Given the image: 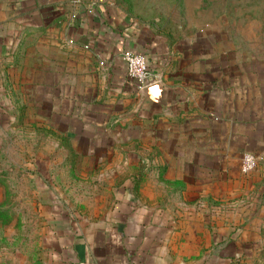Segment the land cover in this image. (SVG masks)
Wrapping results in <instances>:
<instances>
[{"label":"crops","instance_id":"0c3cea01","mask_svg":"<svg viewBox=\"0 0 264 264\" xmlns=\"http://www.w3.org/2000/svg\"><path fill=\"white\" fill-rule=\"evenodd\" d=\"M214 40L189 37L178 48L114 0H0L1 94L30 93L39 119L135 127L112 137L137 158L113 166L109 208L56 218L42 261L39 250L31 264H241L242 253H263L264 215L246 206L264 195L250 197L240 171L253 152V185L264 180L263 71L233 68L200 46ZM126 50L147 57L146 87L128 77Z\"/></svg>","mask_w":264,"mask_h":264},{"label":"rangeland","instance_id":"374dc122","mask_svg":"<svg viewBox=\"0 0 264 264\" xmlns=\"http://www.w3.org/2000/svg\"><path fill=\"white\" fill-rule=\"evenodd\" d=\"M114 3L132 21L178 48L189 37L213 36L212 45L200 46L230 57L233 68L262 70L264 76V0ZM14 87L7 95L0 93V264H31L39 250L42 261L57 219L78 222L109 208L113 166L137 158L127 155V140L119 143L112 137L135 127H119L113 119H39L30 107V93ZM40 111L46 113V107ZM118 144L124 152L119 157L114 153ZM257 168L248 174L253 198L264 195V180L253 185ZM127 175L120 172L121 178ZM246 207L251 215H264V202L249 199ZM262 252L242 253L246 260L241 264H261L259 258L264 264Z\"/></svg>","mask_w":264,"mask_h":264},{"label":"built area","instance_id":"2783aa9c","mask_svg":"<svg viewBox=\"0 0 264 264\" xmlns=\"http://www.w3.org/2000/svg\"><path fill=\"white\" fill-rule=\"evenodd\" d=\"M126 73L138 89L146 87L150 82V69L147 57L143 53L126 50L122 54ZM259 160V155L253 152H245L240 161V171L247 175L251 173Z\"/></svg>","mask_w":264,"mask_h":264}]
</instances>
